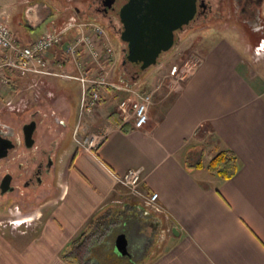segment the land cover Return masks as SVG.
Listing matches in <instances>:
<instances>
[{
	"label": "crops",
	"instance_id": "0c3cea01",
	"mask_svg": "<svg viewBox=\"0 0 264 264\" xmlns=\"http://www.w3.org/2000/svg\"><path fill=\"white\" fill-rule=\"evenodd\" d=\"M57 3L38 4L51 10ZM18 4L29 7L25 19L14 24L10 18ZM36 4L0 0L11 30L22 29L17 37L21 45L37 39L27 35V28L48 20L57 24ZM32 16L37 18L30 20ZM253 39L258 41L253 48L237 37L213 39L166 102L151 110L152 104L142 129L122 120L117 105L125 95L114 89L105 88L93 115L79 118L63 106L58 118L77 123L81 138L95 135L97 148L61 142L57 177L30 199L29 213L22 217L29 223L0 229V264H72L71 254L77 264H264V54L254 51L263 37ZM46 57L49 65H63L62 72L76 73L60 49ZM155 72L153 83H142V91L166 69ZM58 136L56 128L52 138ZM197 149L203 150V167L189 168ZM221 150L232 151L239 164L230 180L206 170ZM129 170L140 171L143 195L158 194L161 213H143L142 202L121 201L124 188L117 179ZM98 218L105 220L108 233L125 234L128 256L113 252L119 234L113 238L112 261L93 255L108 240L94 229L85 238L82 234Z\"/></svg>",
	"mask_w": 264,
	"mask_h": 264
},
{
	"label": "rangeland",
	"instance_id": "374dc122",
	"mask_svg": "<svg viewBox=\"0 0 264 264\" xmlns=\"http://www.w3.org/2000/svg\"><path fill=\"white\" fill-rule=\"evenodd\" d=\"M28 1L29 3L37 2V11L42 12L44 14L43 16L52 14V16H54L56 19V25L59 26L69 21V18L77 17L78 19L82 20H86L87 17H92L98 24H100L105 29L107 38L114 50V58L109 64V66H111L106 69L108 74V81L110 83L117 86L123 85V83H121L122 81L128 82L131 85L135 83H153V78H156L154 76V73H156L155 66L143 72H140L138 68H135L129 64L123 65L125 57L123 51L126 46L123 42L120 41V32L122 26L117 15L116 17H113L111 21H107V19L103 20L101 17H98L95 14V4L97 0ZM53 1L58 2L56 4L57 8H52L51 10L44 8L42 4H38L39 2L43 4H46L48 2L53 5ZM124 1L117 0V6L120 7ZM207 1L211 5V13L208 15V17L200 19L198 22H194L193 24L183 29V31L178 32L175 36V46L169 52L161 54L158 58L157 62L163 64L162 71L167 69L168 65L180 63L185 59L199 62L201 50H204L203 48H205V46H207L213 39H217L221 36H225L229 39H235V37H237L245 40L246 42L248 41V44H251V48H253L254 45L258 42L257 40L254 41V35L264 38V31L262 33L256 34L252 27L247 24V22H245L241 17H238V15H240L239 8H229L227 6H224L222 3H217V0ZM19 6H21V4L17 5V11H15L13 14L14 16H11L10 18L12 20V23L14 24H16L21 17L23 20L25 19V8L29 7V5H26L24 7ZM259 15L260 20L258 22V25L264 27V18L262 14ZM35 18L37 17L32 16L30 20H34ZM49 19L52 20V17H50ZM49 21L50 20L46 22L43 21L33 30L27 28V35H29L31 38H38V36L45 32L49 27ZM21 32L22 29L19 28L17 29V31L16 29H14L13 33L15 36L17 35V38L19 34H21ZM50 68L55 73L75 74L72 71H59L60 68L58 67L57 63L50 64ZM132 76H134L135 78H132ZM12 80L14 82L13 84H10L8 86L0 85V120L2 121V123L9 124L15 129H18L24 122L28 120L29 115H39L38 119L39 121H42L37 129V134H39L40 131H44L47 125H50V120L48 118V121L46 118L42 120V115H58L63 111V106L66 105L71 107V115H78L80 85L77 81L68 80L62 77L25 79L14 77ZM66 88H69L68 90H66L68 94H63L62 89L64 90ZM173 92L174 91H170L168 89L164 90L161 93V97L159 96V98L154 101L151 110L156 106H162L163 103H165L166 100L173 94ZM52 125L55 126L53 123H51V127ZM45 133L47 132L45 131ZM90 135H92V133H88L85 136ZM80 137V135L77 136V139H80ZM73 138L74 136H71V134H69V145L71 144V142H73ZM37 143H39L38 140ZM73 145H75L74 142ZM24 155H27V152H24ZM61 156L62 155H59V158ZM18 160L23 161L25 159L21 157ZM141 199L142 198L139 197L130 198L124 189V196L121 201L125 203H138L141 202ZM1 202L2 205H0V220H3L1 223H6L9 219H18L22 221V217L29 213L28 207L30 205L25 203L30 201L21 200L22 203L15 201L13 202V206L16 205L14 208L12 205L9 206L10 203L4 204L6 202V197ZM7 208H9L10 213L6 212ZM11 214L14 216H11ZM98 219H95V221H93L89 225L82 236H87L88 233H90V231H92L93 229L99 237L100 235L104 234L106 240H108V245H100L98 248H95L92 253L99 260L112 261V257H115L112 256V243L114 240L113 238L114 236L121 233H117L119 230H113L112 232L110 231L108 233L105 220L100 222V219ZM120 230L122 231V229ZM129 239L133 240V237L130 235Z\"/></svg>",
	"mask_w": 264,
	"mask_h": 264
},
{
	"label": "built area",
	"instance_id": "2783aa9c",
	"mask_svg": "<svg viewBox=\"0 0 264 264\" xmlns=\"http://www.w3.org/2000/svg\"><path fill=\"white\" fill-rule=\"evenodd\" d=\"M57 47H60L74 64L75 75L55 73L51 70L46 56ZM256 50H263L258 55L264 54V40H261L254 51ZM113 58L114 50L105 29L96 21L73 18L62 26L51 24L36 40L21 45L8 25L5 11L0 10V85L7 86L11 83L12 79L7 74L19 79L62 77L77 81L81 86L78 110L80 118L95 113L106 93L105 88L110 87L125 94L117 105V112L122 120L132 121L133 129H142L148 123L149 109L154 97L167 89L175 91L198 63L185 59L180 63L170 64L159 81L146 91H142V85L139 84L117 86L108 81L106 67ZM89 63L95 65L97 70H91ZM162 68L161 64L157 66V69ZM74 142L88 149H96L98 145L95 135L77 139L76 132ZM117 182L130 198H142L143 213H161V208L157 204L158 194L154 193L147 197L139 190L142 182L139 170H129L119 177ZM21 223L26 226L29 222L9 219L6 223L0 224V229L11 231Z\"/></svg>",
	"mask_w": 264,
	"mask_h": 264
},
{
	"label": "flooded vegetation",
	"instance_id": "af4514ba",
	"mask_svg": "<svg viewBox=\"0 0 264 264\" xmlns=\"http://www.w3.org/2000/svg\"><path fill=\"white\" fill-rule=\"evenodd\" d=\"M116 1L114 0V3L109 7L108 0H97L95 14L103 20L107 19V21H111L113 17L118 16L120 7L127 0H123L124 2L120 7L117 6ZM217 3H222L229 8H239L240 15L238 17L247 22L254 32L259 31L262 33L264 31V27L258 25L260 20L259 14H262L264 0H217ZM210 13L211 5L207 0H196V12L193 19L188 25L174 32V40L178 32L183 31V29L194 22H198L200 19L207 18ZM86 19L93 18L87 17ZM125 46L124 54L127 50V44ZM129 65L133 66L132 64ZM132 78L135 77L132 76ZM42 116V120L45 118L50 120V125H47L44 131H40L41 134H37V129L40 123H42L38 119L39 115H29L28 120L18 129L9 124L2 123L0 120V156L4 153L2 146L9 144L6 155L0 158V205H2L1 201L5 197L6 202L4 204L10 203L9 206H13V202L15 201L20 203L23 202L21 200L30 201L41 188L55 182L60 160L59 155L62 152L61 145L68 142L69 134L73 135L77 123L75 122L76 124L72 125L69 121L60 120L57 115ZM33 123L35 126L32 134L27 138L29 126ZM51 123L55 126L52 125L51 127ZM56 128L60 130V136L52 138ZM37 140L39 143H37ZM57 141H60V146ZM24 152H27V155H24ZM21 157L25 160H18ZM28 203L26 202L25 204ZM6 212H9V208L6 209ZM11 216L13 215L11 214Z\"/></svg>",
	"mask_w": 264,
	"mask_h": 264
},
{
	"label": "water",
	"instance_id": "95a60500",
	"mask_svg": "<svg viewBox=\"0 0 264 264\" xmlns=\"http://www.w3.org/2000/svg\"><path fill=\"white\" fill-rule=\"evenodd\" d=\"M108 1L110 7L114 0ZM195 12L196 0H127L118 11L120 41L127 44L123 64H132L140 72L157 65L160 55L175 46L174 32L188 25ZM34 126H29L27 138ZM8 146H2L0 158ZM113 252L119 257L129 255L125 234L115 238Z\"/></svg>",
	"mask_w": 264,
	"mask_h": 264
},
{
	"label": "trees",
	"instance_id": "16d2710c",
	"mask_svg": "<svg viewBox=\"0 0 264 264\" xmlns=\"http://www.w3.org/2000/svg\"><path fill=\"white\" fill-rule=\"evenodd\" d=\"M198 158L192 165H189V168H202L203 164L201 163V158L203 155V150L198 149ZM192 154V153H191ZM191 154L188 155V158L192 157ZM206 170L211 174L218 176L223 180H230L233 178L237 171L239 170V164L234 153L230 150H221L219 151L206 165ZM71 259H68L72 264H77L75 262V256L69 255Z\"/></svg>",
	"mask_w": 264,
	"mask_h": 264
}]
</instances>
